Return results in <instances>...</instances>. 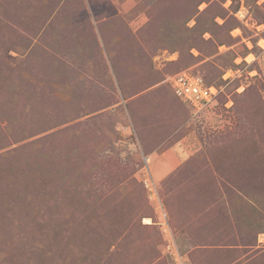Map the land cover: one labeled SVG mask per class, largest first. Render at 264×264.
<instances>
[{"label": "rangeland", "instance_id": "obj_1", "mask_svg": "<svg viewBox=\"0 0 264 264\" xmlns=\"http://www.w3.org/2000/svg\"><path fill=\"white\" fill-rule=\"evenodd\" d=\"M0 264H264V0H0Z\"/></svg>", "mask_w": 264, "mask_h": 264}, {"label": "built area", "instance_id": "obj_2", "mask_svg": "<svg viewBox=\"0 0 264 264\" xmlns=\"http://www.w3.org/2000/svg\"><path fill=\"white\" fill-rule=\"evenodd\" d=\"M174 96L187 104L194 112L205 109L213 101L215 90L202 79L188 72H181L170 78Z\"/></svg>", "mask_w": 264, "mask_h": 264}]
</instances>
